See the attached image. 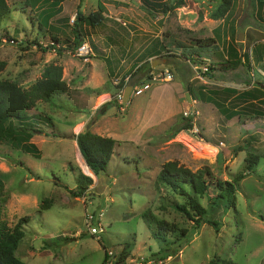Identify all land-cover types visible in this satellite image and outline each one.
I'll return each mask as SVG.
<instances>
[{"label": "rangeland", "instance_id": "rangeland-1", "mask_svg": "<svg viewBox=\"0 0 264 264\" xmlns=\"http://www.w3.org/2000/svg\"><path fill=\"white\" fill-rule=\"evenodd\" d=\"M174 1L64 0L61 12L45 22L53 8L48 1L8 0L11 11L0 29V79L25 88L52 63L62 66L67 85L64 94L30 110L41 118L28 140L39 157L15 145L9 133L0 141V228L27 219L15 250L24 263L104 264L106 250L105 264L217 259L264 264L262 10L258 0H233L224 15L223 0H184L178 7ZM99 4L100 21H84L80 30L81 43L90 50L78 54L79 46L73 49L64 39L73 38L77 11L87 16ZM237 30L243 39H237ZM211 37L213 44L201 46ZM228 43L241 59L247 52L249 64L230 67ZM258 52L261 60L255 61ZM155 57L164 60L151 66ZM145 61L129 76L134 64ZM123 84L136 88L125 102ZM113 99L117 102L96 117L95 109ZM87 123L92 132L116 139L106 170L97 175L88 170L75 141ZM20 125L11 120L6 126L9 131ZM250 156L256 159L254 170L237 182L234 205L216 200L213 185L197 196L207 211V222L197 229L176 208L187 197L157 181L166 161L193 172L208 167L212 181L231 180L246 172ZM79 173L92 184L75 197L71 191ZM88 214L93 222L86 220ZM161 221L176 228L159 229ZM97 222L102 231L93 235L89 225ZM183 228L186 236L180 235Z\"/></svg>", "mask_w": 264, "mask_h": 264}, {"label": "trees", "instance_id": "trees-1", "mask_svg": "<svg viewBox=\"0 0 264 264\" xmlns=\"http://www.w3.org/2000/svg\"><path fill=\"white\" fill-rule=\"evenodd\" d=\"M31 0H27V4L31 5ZM38 1V0H36ZM45 1V0H44ZM49 2V6H53L52 10L44 15L45 22L52 19L59 11L61 12L60 3L64 0H46ZM184 0H175L173 6L178 7L183 4ZM224 6L220 11L221 15H224L226 11L230 8L233 0H223ZM258 6L261 8L264 19V0L257 1ZM221 9V7H220ZM11 11L8 0H0V29L2 27V20ZM59 12V13H60ZM102 12V6L99 4L97 11L89 13L84 16L81 11H77L75 18L73 19V25L71 33L73 38L64 39L67 42V46H72L75 49L82 42V22L87 21L89 24H94L100 21V13ZM165 12V10L163 11ZM37 17L38 26L41 28L43 26L42 22ZM66 23V19H64ZM78 21L79 24H78ZM54 25L51 24V27ZM58 29V28H57ZM217 32V30H216ZM218 34V32H217ZM232 38L233 34H232ZM12 38H7V41H13ZM57 42L56 38H53ZM216 39L213 37L209 38L207 43L203 42L201 46L209 47L213 44ZM37 46L41 47L37 41H34ZM53 46V44H52ZM52 48H55L54 46ZM157 52V50L155 51ZM158 51L154 55L159 54ZM227 62L230 67H235L238 64L246 63L249 64L250 56L247 52L242 54V59L238 54L233 43H228L227 45ZM261 52L257 53L255 61L261 60ZM187 59L191 60L189 57ZM243 60V61H242ZM138 63L133 65L132 72L130 75L136 74L141 69L145 67V63ZM63 71L62 66L59 64H48L44 67L41 76L35 80L28 87H21L18 84L0 79V141L4 139L5 134L9 133V140L15 145L23 147L24 150L30 151L36 157H39L38 151L34 144L29 143L28 140L32 136L33 126H37L40 123V117H36L30 112L31 108L36 105L38 101H50L56 95L64 94L67 90V85L62 79ZM123 86H125L123 84ZM229 89H223V92H230ZM115 99L103 102L99 107L95 109L96 117L104 114L109 107L116 103ZM50 119V117H47ZM15 120L21 124L16 128L11 127L8 131L7 124L9 121ZM191 126V125H190ZM75 141L79 152L93 174L97 175L106 170L107 165L112 157L114 147L116 145L115 139L99 135L92 132L89 129V124L87 123L82 131L76 134ZM253 156L247 159V164L245 166L246 172L234 175L231 180L227 179H216L211 180V171L208 167L198 169L197 171H190L188 168L178 165L176 161H166L161 170L157 174V181L162 184L169 186L173 191L180 195L187 197V202L176 205L178 211L185 214V216L193 221V227L195 229L199 228L204 222H207L206 208L201 205L197 196L204 194L208 185H213L217 188V194L215 199H226L230 205H234L235 192L237 190V182L240 181L246 174L251 173L254 170V164L256 159L253 160ZM257 158V157H256ZM253 160V161H252ZM252 161V162H251ZM92 184V178L83 173H79L76 179V185L71 193L75 196H82L88 191L90 185ZM4 193V182L0 178V197ZM26 218L20 219L17 224L9 229L4 224L0 228V264H26L22 260L16 257L15 250L17 249L18 243L22 238L23 222H26ZM213 225L216 222H209ZM161 225V226H160ZM159 229L171 231L172 228H176L171 225L168 228L162 221L159 222ZM188 230L186 228L180 229V235L184 236ZM186 236V235H185ZM110 257L109 251H104L103 263L105 264ZM125 258L121 259L119 262H123ZM210 264H232L230 261L226 260H211Z\"/></svg>", "mask_w": 264, "mask_h": 264}, {"label": "built area", "instance_id": "built-area-1", "mask_svg": "<svg viewBox=\"0 0 264 264\" xmlns=\"http://www.w3.org/2000/svg\"><path fill=\"white\" fill-rule=\"evenodd\" d=\"M76 50L78 51V54H85V53H88L89 52L90 47L88 46L87 43L83 42V43H81V45H79V47H77ZM205 69H206V67H205ZM166 73H167V79H171V77H172L171 74L168 73V72H166ZM147 86L148 85H146L145 87H147ZM132 88L136 90L135 87L132 86ZM121 100H122V97H121ZM86 216H87V219L86 220L88 222H93L94 221L93 214H88ZM89 231H90L91 234L94 235V234H97V233L101 232L102 231V227L97 222L95 224H92L91 226L89 225ZM153 262H154L153 260H148V261H144L142 263L139 262V263H134V264H153Z\"/></svg>", "mask_w": 264, "mask_h": 264}, {"label": "water", "instance_id": "water-1", "mask_svg": "<svg viewBox=\"0 0 264 264\" xmlns=\"http://www.w3.org/2000/svg\"><path fill=\"white\" fill-rule=\"evenodd\" d=\"M237 39L238 40L243 39V34L239 30L237 31ZM162 60H164V59L163 58L155 57V58H153V59L150 60V65L151 66H155L159 62H162ZM131 89H132V85L125 86V89H124V92H123V96H122V101H124V102L127 101V98L129 96V93H130ZM185 95H186V99H188L190 101L191 98H190L189 92H186Z\"/></svg>", "mask_w": 264, "mask_h": 264}, {"label": "crops", "instance_id": "crops-1", "mask_svg": "<svg viewBox=\"0 0 264 264\" xmlns=\"http://www.w3.org/2000/svg\"><path fill=\"white\" fill-rule=\"evenodd\" d=\"M238 31V30H237ZM99 107V106H98ZM104 136V135H103ZM112 138V137H111ZM116 140V139H115ZM81 155V154H80ZM90 170V169H89ZM91 171V170H90Z\"/></svg>", "mask_w": 264, "mask_h": 264}, {"label": "bare ground", "instance_id": "bare-ground-1", "mask_svg": "<svg viewBox=\"0 0 264 264\" xmlns=\"http://www.w3.org/2000/svg\"><path fill=\"white\" fill-rule=\"evenodd\" d=\"M89 170V169H88ZM90 171V170H89ZM90 173H91V171H90Z\"/></svg>", "mask_w": 264, "mask_h": 264}]
</instances>
